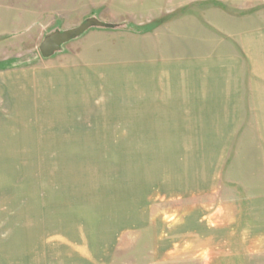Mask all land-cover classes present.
I'll list each match as a JSON object with an SVG mask.
<instances>
[{"label": "rangeland", "instance_id": "1", "mask_svg": "<svg viewBox=\"0 0 264 264\" xmlns=\"http://www.w3.org/2000/svg\"><path fill=\"white\" fill-rule=\"evenodd\" d=\"M197 59L230 134L146 137L142 66ZM0 264H264V0H0Z\"/></svg>", "mask_w": 264, "mask_h": 264}, {"label": "crops", "instance_id": "2", "mask_svg": "<svg viewBox=\"0 0 264 264\" xmlns=\"http://www.w3.org/2000/svg\"><path fill=\"white\" fill-rule=\"evenodd\" d=\"M141 72L140 120L146 137H213V129L219 131L223 126L226 131L218 135L230 134L243 92L232 75L233 83L227 81L226 71L215 77L204 59L146 64ZM207 183L192 192L207 194Z\"/></svg>", "mask_w": 264, "mask_h": 264}, {"label": "water", "instance_id": "3", "mask_svg": "<svg viewBox=\"0 0 264 264\" xmlns=\"http://www.w3.org/2000/svg\"><path fill=\"white\" fill-rule=\"evenodd\" d=\"M108 24L104 22L91 18L83 22L78 27L66 30L62 32H54L47 36L40 44L39 51L44 59H50L56 53H58L62 47L84 35L87 31L92 28H107Z\"/></svg>", "mask_w": 264, "mask_h": 264}]
</instances>
